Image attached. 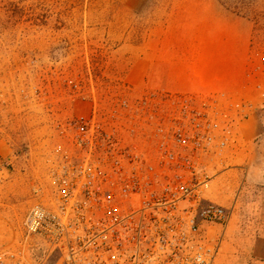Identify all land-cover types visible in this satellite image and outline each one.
<instances>
[{"label":"built area","instance_id":"2783aa9c","mask_svg":"<svg viewBox=\"0 0 264 264\" xmlns=\"http://www.w3.org/2000/svg\"><path fill=\"white\" fill-rule=\"evenodd\" d=\"M225 99L149 91L58 126L49 202L35 185L0 264H215L230 211L208 198L209 162L256 110Z\"/></svg>","mask_w":264,"mask_h":264},{"label":"rangeland","instance_id":"374dc122","mask_svg":"<svg viewBox=\"0 0 264 264\" xmlns=\"http://www.w3.org/2000/svg\"><path fill=\"white\" fill-rule=\"evenodd\" d=\"M174 2L0 0V249L22 237L24 218L38 200L35 185L44 187L49 202L51 152L66 141L58 126L90 115L95 105L111 112L123 96L153 91L134 85L129 75L140 72L134 60L148 36L163 28ZM219 2L254 27L245 89L225 93L227 103L255 106L241 123L248 128L264 111V0ZM225 153L219 174L226 172L232 186L230 219L220 229L215 264H264V128L249 140L237 136ZM224 192L213 179L209 198L219 202Z\"/></svg>","mask_w":264,"mask_h":264},{"label":"crops","instance_id":"0c3cea01","mask_svg":"<svg viewBox=\"0 0 264 264\" xmlns=\"http://www.w3.org/2000/svg\"><path fill=\"white\" fill-rule=\"evenodd\" d=\"M174 1L169 14H164L163 28L143 42L141 56L133 65L140 72L136 77L129 75V80L147 90L199 97L245 89L253 55V24L229 12L219 0ZM260 117L261 122L248 128L239 125L237 135L249 140L253 132L264 128V111ZM225 152L209 162L210 173L225 185V192L219 202L208 198L228 207L232 186L226 172L219 174Z\"/></svg>","mask_w":264,"mask_h":264}]
</instances>
